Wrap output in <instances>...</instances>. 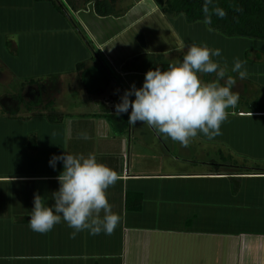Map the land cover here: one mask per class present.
Here are the masks:
<instances>
[{"label":"crops","instance_id":"0c3cea01","mask_svg":"<svg viewBox=\"0 0 264 264\" xmlns=\"http://www.w3.org/2000/svg\"><path fill=\"white\" fill-rule=\"evenodd\" d=\"M110 1L114 10L124 1L126 11L100 16L92 0L72 16L126 89L140 87L145 72L123 71L124 64L145 54L175 62L178 37L186 45L199 39L208 46L209 39L226 59L228 45L203 22L167 17L152 0ZM72 25L51 1L0 0V264H264V167L257 165L264 164V143L258 149L253 137L245 138L246 123L264 119V47L251 43L253 50L238 57L248 76L232 89L239 101L220 126V146L198 132L186 148L169 140L163 149L159 134L142 122L123 132L110 124L107 103L98 98L104 93H70L69 79L80 77L76 64L95 62L79 33L69 42ZM72 45L80 52L68 76ZM213 78L200 76L205 83ZM64 151L93 154L117 173L106 190L120 215L111 235L85 230L70 238L63 221L44 234L29 229L33 195L53 203L62 163L54 170L48 161Z\"/></svg>","mask_w":264,"mask_h":264},{"label":"clouds","instance_id":"9594fccd","mask_svg":"<svg viewBox=\"0 0 264 264\" xmlns=\"http://www.w3.org/2000/svg\"><path fill=\"white\" fill-rule=\"evenodd\" d=\"M201 10L205 25L212 24V16L224 19L227 15L217 0H202ZM234 11L242 9L235 7ZM172 50L182 52V59L169 63L164 70H147L141 86L131 84L113 107L117 116L128 113L130 125L142 122L186 148L198 132L209 140L221 134L227 110L234 109L239 101V94L232 89L237 79L247 78L248 71L246 61L234 58L230 72L236 75L229 74L227 63H222L221 49L204 43L186 45L178 37ZM202 74H213L214 78L205 83L200 79ZM81 138L87 139V134L82 133ZM57 161L62 163V171L57 176L59 187L51 193L53 203H47V196L33 195L29 229L44 234L63 221L72 229L70 238L85 230L90 235H111L120 215L112 211L106 190L119 179L117 173L98 162L93 154L64 151L53 155L48 163L54 170Z\"/></svg>","mask_w":264,"mask_h":264},{"label":"trees","instance_id":"16d2710c","mask_svg":"<svg viewBox=\"0 0 264 264\" xmlns=\"http://www.w3.org/2000/svg\"><path fill=\"white\" fill-rule=\"evenodd\" d=\"M48 1H51L59 12L66 14L71 19L75 30L80 34L92 52L91 58L95 62L91 67L85 68L83 62H79L75 66L76 71L80 72L79 80L83 90L88 95H101L113 84L121 96L126 87L118 75L111 69L101 53L95 49L72 16V13L77 11L80 6L92 0H80V4H78V0ZM152 1L167 17L183 16L188 23L203 22L204 16L201 10L202 0ZM217 3L219 7L227 12V15L224 19H218L212 16V24L206 25L209 29L226 37L264 41V0H217ZM110 7L111 5L106 0H94L95 12L100 16L113 15L114 12ZM235 7H239L242 11H234ZM233 17L236 19L233 20ZM156 67H159L161 70L167 68L164 55H139L127 61L122 67V70L126 72H146ZM120 96L117 100L118 103ZM129 99H132V97H129ZM39 104H41V100L38 98L36 99L35 106ZM51 105V102H47L45 108H50ZM104 116L120 132H123L128 127V117L124 113L117 116L115 113H110L107 110L104 112ZM48 119L51 122L57 121L53 117V113L48 115Z\"/></svg>","mask_w":264,"mask_h":264},{"label":"rangeland","instance_id":"374dc122","mask_svg":"<svg viewBox=\"0 0 264 264\" xmlns=\"http://www.w3.org/2000/svg\"><path fill=\"white\" fill-rule=\"evenodd\" d=\"M109 2H111V1L108 0V3ZM124 3L125 2L123 1V3H120L119 4V7H120L119 9H115V10L112 9L113 12L115 14H117V13L118 14H122L123 12H125L127 7L123 8ZM79 4H80V2H79ZM74 29L72 28V30H70L71 33H72L71 35L73 36V38L71 36H68V40H69L70 43L71 42H74L75 43V41H76L75 40V37L77 36L78 32L76 30H74ZM217 37H219L222 42H225L226 45H228V46H225L224 47L225 50H226V52H225L226 53V59L222 61V63L223 62H226L227 63L228 68H231V66L233 64L234 58H238V57L239 58L240 57L242 58L243 57V55H242L243 52L248 54L249 52H251L253 50L251 48V46H250L251 43L252 44H255V45L258 43L257 45H259L260 48H261V46L264 47V41H261V40L248 39V38H231V37L222 36L221 34H218ZM196 40H197V42L199 44L203 42V41H201L199 39H196ZM206 41L209 42L208 46L211 48L212 47V45H211L212 42L209 41V39H207ZM72 46H74V45H72ZM78 48H79L78 45H75L73 48H68L69 51H70V49L72 50V53H68V60H69L68 63H67L68 76H71V72H72L71 71V68H72L71 63L74 60L75 54H76V52L78 54L80 52V51H78ZM245 48H251V49H249V52H248L247 49H246V51H244ZM82 56L84 57V54ZM182 56H183L182 53L179 54V57L180 58H182ZM80 60H82V59H80ZM68 84H70L73 87L72 90L70 91V93H75L77 95L78 94H82L84 97H89L90 98V96H87V93L83 89H81L82 86L80 84V80L79 79L77 80V77H74L72 79H69ZM109 87L110 88L106 89V91L104 92V94L101 95L98 98H100L101 100H103L104 103H107L106 109L110 113H115V109H114L113 105L115 103H118V102H115L114 100L116 99V97H119V96L117 94V90H114L111 85ZM69 90L70 89H68V91ZM93 97H97V96H91V98H93ZM261 105H264V103L261 102ZM82 113H90V111L88 110L87 107H84V110L82 111ZM245 126L247 128L246 131H245L247 137H245V138L250 139L251 137H253L252 139L254 141L255 140L257 141L256 146L258 147V149H262L263 148L262 144L264 143V135H263V133H264V119H254V120L246 123ZM257 129L260 130V132H258L259 135L258 134L256 135V133L254 132ZM236 135L238 136V134H236ZM157 136L158 137H156V138L159 140V141H157V144L159 146H162L163 149H170V144L168 142H169V140L170 141H172V140L171 139H165L161 135H157ZM214 138L215 139H212V141L209 142V144H211L212 146H220V144H219L220 141H219V139H217V136L214 137ZM223 145H225V144H223ZM223 145H222L223 148L228 149V145H226V146H223ZM254 147H255V145L253 144V145H251L249 147V149H253ZM172 149H175V148H172ZM260 152H261V150H260ZM257 165H258L259 168L264 167V164H261V163H259Z\"/></svg>","mask_w":264,"mask_h":264}]
</instances>
